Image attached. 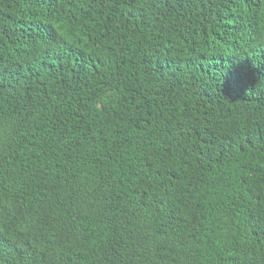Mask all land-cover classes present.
<instances>
[{"label": "trees", "instance_id": "16d2710c", "mask_svg": "<svg viewBox=\"0 0 264 264\" xmlns=\"http://www.w3.org/2000/svg\"><path fill=\"white\" fill-rule=\"evenodd\" d=\"M0 264H264V0H0Z\"/></svg>", "mask_w": 264, "mask_h": 264}]
</instances>
